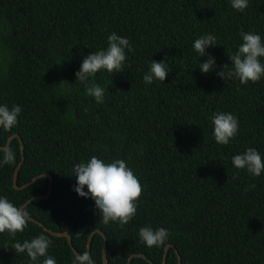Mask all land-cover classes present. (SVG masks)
Segmentation results:
<instances>
[{"label": "trees", "instance_id": "obj_1", "mask_svg": "<svg viewBox=\"0 0 264 264\" xmlns=\"http://www.w3.org/2000/svg\"><path fill=\"white\" fill-rule=\"evenodd\" d=\"M241 32L264 43V0H248L243 12L231 0H0V105L22 109L11 131L0 128V146L19 135L18 187L50 176L13 187L21 161L13 138L15 162L0 166V197L20 207L45 196L50 180L49 195L26 209L48 229L70 235L73 246L29 221L15 236L0 234V264H33L11 246L40 235L51 241L47 255L56 264H73L74 251L86 253L95 230L105 237L107 264H126L133 254L161 264L167 245L165 264H178L177 255L181 264H264V171L253 177L231 163L247 148L264 160V76L245 85L217 76L231 67ZM112 33L126 37L133 51L125 49L121 73L102 69L92 78L106 89L97 104L75 73L85 57L107 49ZM204 35L215 36L216 45L202 57L193 43ZM209 56L214 69L201 73ZM165 57L166 79L145 84L151 62ZM219 112L238 119L227 145L212 135L210 117ZM92 156L124 160L142 186L136 214L124 226L105 225L94 201L73 190L75 164ZM145 226L167 229L168 239L146 247L139 239ZM102 244L94 232V264H102ZM130 264L150 263L136 257Z\"/></svg>", "mask_w": 264, "mask_h": 264}, {"label": "clouds", "instance_id": "obj_2", "mask_svg": "<svg viewBox=\"0 0 264 264\" xmlns=\"http://www.w3.org/2000/svg\"><path fill=\"white\" fill-rule=\"evenodd\" d=\"M231 7L243 12L248 7V0H231ZM239 35L242 43L234 54L228 56L231 67L222 66L217 76L224 81L238 80L241 85L249 82L256 83L264 76V64L260 61V58L264 57V43L260 35L252 32H241ZM107 44L106 50L95 51L85 57L79 71L75 73L76 82L79 81L84 85L85 95L94 98L97 104L104 102L106 89L94 83L92 78L102 69L108 73H121L123 63L127 59L125 49L129 52L133 51L129 40L115 33L108 36ZM215 45V36L204 35L194 41L193 49L203 57L206 55L205 50ZM166 59L167 57L162 62H151L149 72L143 76L145 84L150 85L154 80L163 82L166 79L169 73ZM214 65L215 59L209 56L207 62L200 64L199 71L208 73L214 69ZM225 68L229 69L227 73L224 71ZM21 111L19 105H13L11 109L7 105H0V128L11 131L17 125V118ZM210 119L213 126L212 135L217 144L227 145L231 139L235 138L239 126L238 119L233 114L213 113ZM0 152L3 153L0 166L15 162V153L11 147L0 148ZM231 163L234 168L246 170L253 177H259L264 171V160L254 148H247L242 154L233 156ZM73 176L76 180L73 190L79 197L85 199L90 197L94 201L95 208L99 211L100 218L105 225L114 222L124 226L135 216L137 201L143 189L138 178L124 160L116 159L106 163L92 156L87 162L75 164ZM251 187L254 188L255 185ZM247 190L248 188H245V191ZM30 219L26 207L14 206L6 197H0V234L7 232L15 236L16 233L24 231ZM168 237L169 232L165 228L153 230L150 226H145L139 230L141 243L149 248L163 245ZM50 244L51 241L47 236L40 235L31 241L16 242L11 247L18 254L26 253L33 264L39 257H45L42 264H56L55 259L47 255ZM73 264H94V261L88 253H83L74 257Z\"/></svg>", "mask_w": 264, "mask_h": 264}, {"label": "water", "instance_id": "obj_3", "mask_svg": "<svg viewBox=\"0 0 264 264\" xmlns=\"http://www.w3.org/2000/svg\"><path fill=\"white\" fill-rule=\"evenodd\" d=\"M13 138H17V139L19 140V142H20V151H21V161H20V163L17 165V167H16V169H15V172H14V175H13V187H14L15 189H23V188L29 186L30 184H33V183H34L37 179H39L40 177L45 176V177L50 178L49 174L45 173V174L38 175V176L34 177L33 179H31L28 183H26V184L23 185L22 187H18V186L16 185V174H17V172H18V169H19L20 166L22 165V162H23V159H24L23 145H22V143H21V140H20L19 135H18V134H13L11 137L8 138L6 145H5V146H0V148L8 147L9 144H10L11 139H13ZM50 189H51V184H50V180H49L48 191H47V194H46L45 196H34V197L30 198L29 200H27V201H26L22 206H20V207H26V206H27L31 201H33V200H36V199H39V198H45V197H47V196L49 195V193H50ZM63 203H65V202H63ZM91 208H93V206L89 205L87 208H85V210H84L83 212H86L88 209H91ZM76 217H78V216H76ZM30 221L33 222V223H35V224H37V225H39L40 227H42L46 232L50 233L51 235H54V236H56V237H65V238L67 239L68 244H69L70 247L73 249V246H72V243H71V237H70V235H68L67 233H65V232H63V233L54 232V231L48 229L47 227H45L41 222H39V221H37V220H35V219H33V218H31ZM94 232H97V233L101 234L102 237H103V244H102V264H107V259H106V241H105V237H104V235H103L102 232H100L99 230H95V231H93V232L89 235V237H88V239H87V245H86V249H87V250H86V253L89 254L90 240H91V238H92ZM171 246H172V245H167V246L165 247L161 264H165L167 251H168V248L171 247ZM73 251H74V250H73ZM74 253H75L76 255H78V253H77L76 251H74ZM136 257L143 258V259L147 260L148 263H150V264H154V263H152L150 260H148V259H147L144 255H142V254H133V255H131V256L128 258L126 264H130V261L132 260V258H136ZM177 258H178V264H181V263H180V258H179L178 255H177Z\"/></svg>", "mask_w": 264, "mask_h": 264}]
</instances>
